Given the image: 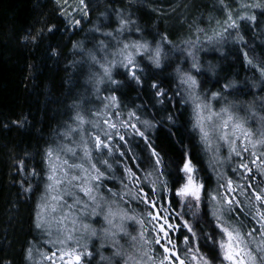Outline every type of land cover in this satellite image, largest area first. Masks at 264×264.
Returning <instances> with one entry per match:
<instances>
[{
	"label": "snow or ice",
	"instance_id": "obj_1",
	"mask_svg": "<svg viewBox=\"0 0 264 264\" xmlns=\"http://www.w3.org/2000/svg\"><path fill=\"white\" fill-rule=\"evenodd\" d=\"M100 2L51 0L14 31L23 49L42 52L30 78L62 57L69 78L46 101L54 136L39 163L9 156L19 191L5 242L19 205L39 193L24 264H264V0H103L99 11ZM192 7L211 8L207 28L202 15L187 21L179 43L160 30L173 17L184 26L179 9ZM229 45L252 73L242 82L223 63ZM209 51L221 62H205ZM13 129L42 134L26 115L0 117V133ZM200 151L230 167L215 189Z\"/></svg>",
	"mask_w": 264,
	"mask_h": 264
},
{
	"label": "trees",
	"instance_id": "obj_2",
	"mask_svg": "<svg viewBox=\"0 0 264 264\" xmlns=\"http://www.w3.org/2000/svg\"><path fill=\"white\" fill-rule=\"evenodd\" d=\"M174 4L199 6L210 4V0H179V2L175 1ZM53 7L51 0H0V117L15 118L26 115L36 122V129H42V134H37L35 129L31 130L30 133L16 129H13L11 134L0 133V249H2L0 250V258H11L14 264H24L23 249L27 242L32 239L30 217L39 193L32 200L19 205V210L16 213L18 223H15L14 227L8 231L7 242H5L4 230L7 227V209L10 207V201L16 199V194L19 191L17 187L10 184L9 173L13 169L9 156L24 157L28 155L33 162L39 163L44 147L51 142L54 136L52 129L55 127V121L50 119L53 115L52 112L45 115L46 101L55 98L62 82L69 78V73L64 71L66 59L63 57L58 67L45 66V69L38 74L36 79L30 78L27 65L35 63L42 56V52L31 53L23 49L14 39V31L23 28L25 22L31 23L39 13L48 14ZM104 7L103 0H101L99 11H103ZM210 14V7H192L187 11L180 8L177 15L187 17L184 26L181 25L179 19L173 17V19L166 21L160 30L169 31L174 42L179 43L181 38L188 35L187 21L202 15L204 23H200L199 19H197V23L205 25V20ZM95 18L94 15L92 19L95 20ZM89 26L87 22L84 24L85 31ZM210 34L211 32H209ZM83 35L84 33H81L74 39H81ZM204 38L206 39V37ZM259 42L258 39L257 43ZM70 47V44L65 47V57H67ZM224 51L228 54V60L223 61V63L225 66L229 63L235 64L230 71L234 75L238 74L236 76L238 80L242 82L245 76L251 77L252 73L241 66V59L230 54L235 51L231 45L227 46ZM211 53L213 54L209 51L208 54ZM202 57L204 59L207 56L202 55ZM214 57L216 60L213 63L221 62L219 54ZM64 87L66 88L67 85ZM76 91L83 92L84 88L81 87ZM132 95L134 96L135 93ZM241 98L251 99V97H244L243 94H241ZM47 108L59 110L63 108V105L48 103ZM42 119L44 124L40 123ZM48 124H51L52 127H47ZM195 155L197 162L202 163L211 176L209 190H212L215 185V172L210 166V151L207 153L200 151ZM28 166L31 167L32 164L30 163ZM179 247L183 248V244L180 243ZM105 252L108 253V250Z\"/></svg>",
	"mask_w": 264,
	"mask_h": 264
},
{
	"label": "rangeland",
	"instance_id": "obj_3",
	"mask_svg": "<svg viewBox=\"0 0 264 264\" xmlns=\"http://www.w3.org/2000/svg\"><path fill=\"white\" fill-rule=\"evenodd\" d=\"M175 1H178L179 2V0H171V2L174 4L175 3ZM207 20L208 19H206L205 21H206V23H205V25H201L200 24V26L201 27H204V28H207L208 27V23H207ZM212 52V51H211ZM218 53H214L213 52V54L211 53V54H208L207 55V57L206 58H204V60H205V62H207V61H211L212 63L216 60V58L214 57V56H216ZM201 55H203V54H201ZM227 155V152H226V150H221V155H220V158L221 159H223L225 156ZM210 156H211V159H210V166H211V169L213 170V165H215L216 166V171H214L215 173H214V176H215V185H214V187H213V189H215L216 187H217V177H218V174L220 173V172H223L224 174H225V176L227 177L228 175H230V167H229V165L228 164H225V165H223V166H220V165H216V161L214 160V159H212V152L210 151ZM232 166H234V164L232 165ZM234 178V177H233ZM235 179V178H234ZM97 227H98V225H97ZM175 235V234H174ZM122 243H123V241H122ZM40 251H48V249L47 248H40ZM53 251H54V249H53ZM106 251V250H105ZM104 251V255H109L110 253H109V251H108V253L107 252H105ZM36 259L37 260H40V257H39V255H37L36 256ZM97 264H100V262H99V257H97ZM55 264H61V261L59 260V259H56V261H55ZM64 264H67V261H65L64 262Z\"/></svg>",
	"mask_w": 264,
	"mask_h": 264
}]
</instances>
